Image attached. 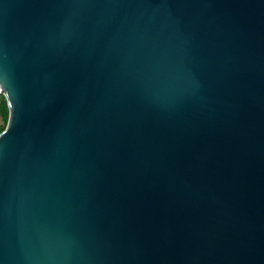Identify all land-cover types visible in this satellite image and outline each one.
<instances>
[{"label":"water","instance_id":"water-1","mask_svg":"<svg viewBox=\"0 0 264 264\" xmlns=\"http://www.w3.org/2000/svg\"><path fill=\"white\" fill-rule=\"evenodd\" d=\"M0 264H264V0H0Z\"/></svg>","mask_w":264,"mask_h":264},{"label":"crops","instance_id":"crops-1","mask_svg":"<svg viewBox=\"0 0 264 264\" xmlns=\"http://www.w3.org/2000/svg\"><path fill=\"white\" fill-rule=\"evenodd\" d=\"M8 117V110L4 103H2L1 97H0V129L4 125L5 117Z\"/></svg>","mask_w":264,"mask_h":264},{"label":"trees","instance_id":"trees-1","mask_svg":"<svg viewBox=\"0 0 264 264\" xmlns=\"http://www.w3.org/2000/svg\"><path fill=\"white\" fill-rule=\"evenodd\" d=\"M6 121H7V116L5 117V122H4V125L1 127V129H0V132H2L3 131V129H4V127H5V124H6Z\"/></svg>","mask_w":264,"mask_h":264},{"label":"built area","instance_id":"built-area-1","mask_svg":"<svg viewBox=\"0 0 264 264\" xmlns=\"http://www.w3.org/2000/svg\"><path fill=\"white\" fill-rule=\"evenodd\" d=\"M0 93H1V90H0Z\"/></svg>","mask_w":264,"mask_h":264}]
</instances>
